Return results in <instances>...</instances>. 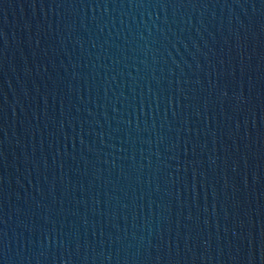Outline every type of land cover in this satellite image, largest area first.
I'll use <instances>...</instances> for the list:
<instances>
[{
  "label": "water",
  "instance_id": "95a60500",
  "mask_svg": "<svg viewBox=\"0 0 264 264\" xmlns=\"http://www.w3.org/2000/svg\"><path fill=\"white\" fill-rule=\"evenodd\" d=\"M146 0H0V264H76Z\"/></svg>",
  "mask_w": 264,
  "mask_h": 264
}]
</instances>
